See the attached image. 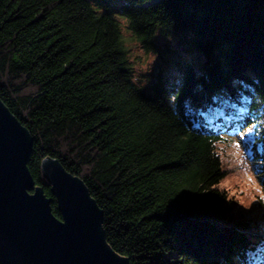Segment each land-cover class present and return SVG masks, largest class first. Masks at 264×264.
<instances>
[{
  "label": "trees",
  "instance_id": "1",
  "mask_svg": "<svg viewBox=\"0 0 264 264\" xmlns=\"http://www.w3.org/2000/svg\"><path fill=\"white\" fill-rule=\"evenodd\" d=\"M125 28L147 53L160 32L205 61L178 56L145 91ZM0 96L56 217L48 157L85 182L133 264H264V232L220 188L219 152L251 130L264 185V0H0Z\"/></svg>",
  "mask_w": 264,
  "mask_h": 264
},
{
  "label": "water",
  "instance_id": "2",
  "mask_svg": "<svg viewBox=\"0 0 264 264\" xmlns=\"http://www.w3.org/2000/svg\"><path fill=\"white\" fill-rule=\"evenodd\" d=\"M29 130L0 96V264H133L104 233V215L85 182L48 157L42 171L53 200L36 185L28 163Z\"/></svg>",
  "mask_w": 264,
  "mask_h": 264
},
{
  "label": "rangeland",
  "instance_id": "3",
  "mask_svg": "<svg viewBox=\"0 0 264 264\" xmlns=\"http://www.w3.org/2000/svg\"><path fill=\"white\" fill-rule=\"evenodd\" d=\"M122 23L125 24V21L122 20ZM126 29L124 34L131 48L134 80L145 91L150 90L159 73H172L173 64L178 56L191 62L197 70L201 69L205 61V57L198 52L185 53L178 38L165 37L160 32L156 36L160 52L147 53L140 43L131 40L132 34ZM249 134L250 132L242 137L243 142L235 136V139L220 144L219 152L228 172L220 188L228 191L231 196L235 220L248 219L264 232V185L259 181L246 152L245 145L251 141Z\"/></svg>",
  "mask_w": 264,
  "mask_h": 264
},
{
  "label": "snow or ice",
  "instance_id": "4",
  "mask_svg": "<svg viewBox=\"0 0 264 264\" xmlns=\"http://www.w3.org/2000/svg\"><path fill=\"white\" fill-rule=\"evenodd\" d=\"M226 103H227V102H226ZM231 106H232L233 108L236 107L235 105H231ZM237 111L242 113L244 110H243V109H238Z\"/></svg>",
  "mask_w": 264,
  "mask_h": 264
}]
</instances>
